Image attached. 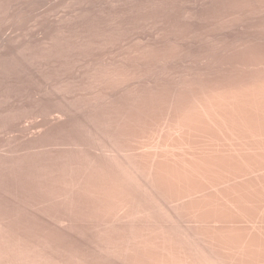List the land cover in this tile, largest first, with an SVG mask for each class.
<instances>
[{"label": "rangeland", "instance_id": "rangeland-1", "mask_svg": "<svg viewBox=\"0 0 264 264\" xmlns=\"http://www.w3.org/2000/svg\"><path fill=\"white\" fill-rule=\"evenodd\" d=\"M32 1L35 2L34 5ZM70 1L0 0V261L3 262L0 264H58V262L59 264H130L131 261L129 262L128 259L132 260V251L130 250L129 253L130 247L125 246L128 244L131 246L133 242L131 235H136L135 233L146 226L153 227L156 223L160 224L154 225L151 229L171 227L169 230L173 231L171 229H178L176 226L179 223L181 230L184 226L181 221L177 223L171 221L175 226L170 221L171 226L167 225L168 222L165 223V213H161L164 218L159 215L160 213L156 217L154 214L155 219L153 217L152 221L147 220L149 223L145 221L146 219H140L142 226L139 229L141 224L139 225L138 220L137 224L132 219H130L132 221L126 219L128 222L126 220L125 222L122 221L125 218L120 220L118 217L114 218L115 210L111 209H115L112 205L115 204L116 207V203L113 201L111 204L110 197L112 195V199L117 200L115 196L118 190L115 191L117 185L115 187L114 185L118 180L117 176L123 171L121 168L127 164L123 161L122 164L118 160L126 159V156L128 161L134 158L131 148L137 145L136 137L142 135L140 129H147L148 132L144 131L152 135L153 133L150 132H155L158 125L153 127L151 124H156L160 120L159 117H163L162 115L164 118L169 116L168 109L171 108L167 106L172 98L175 103L182 96L178 101L181 104V98L184 99L181 105L185 104V99H189L186 102L190 103L192 99L190 95L194 94V92L190 93V87L194 85L196 87L199 83L198 91L191 88V91L197 94L201 90V85L205 87L207 84L211 86L210 83L221 82L222 86H226L228 82L241 83L242 79L246 82L245 80L263 76L257 70L256 73L261 75L256 76L255 70H250L249 65L253 69L255 62H258L256 65L264 63V0ZM12 18L14 20H11ZM110 68L121 72L120 75H117V78L109 77V72L113 71ZM105 72L109 75L108 78ZM250 76L253 77L249 78ZM191 81L195 83L192 86ZM187 82L190 83V87ZM170 104L172 105L169 107H173L176 103L173 105L170 101ZM132 119L135 123H133L134 127L130 124ZM146 125L152 126L153 131H150L151 129ZM74 127L76 128L73 129ZM135 132L140 134L136 135ZM146 132L142 136L145 134L149 137ZM132 141L134 146L130 144ZM126 145H129L131 154L128 153V148H126L128 152L125 151ZM124 151L126 155L123 154ZM115 156L120 157L117 159ZM102 163L103 166H107L103 168ZM114 163L116 166L121 164L122 167L118 169L114 167ZM98 167H101L102 171ZM108 169H113L112 175L107 171ZM97 170L99 175L103 173L102 176L100 175L101 178L106 177L104 179L98 177ZM113 171L120 172L112 179L115 175ZM104 173L109 174L111 178ZM107 177L110 180L105 181ZM96 179H100L105 185L100 182L97 184ZM91 180L96 182L91 183ZM108 183L111 184L110 188ZM94 188L96 191L98 188L101 191L95 192ZM128 189L126 191L129 193L131 188ZM104 190L109 192H102ZM111 190L115 191L116 195L115 192L113 195ZM94 193L97 194L94 196ZM106 197L111 201L109 202ZM104 201L107 204H104ZM106 205L112 208L109 206L111 208L109 209ZM109 211L114 212L113 215H110ZM161 223L165 224V227ZM132 229L135 233H130ZM175 230L173 232H176ZM128 238L132 240H129V243H127ZM123 250H127L125 254ZM116 253L117 255L120 253L121 255L118 256L121 257H117ZM126 254H130V258L127 257L128 255L126 256L128 259L125 256L122 258ZM121 258L128 263L126 261L124 263ZM132 263L134 264L133 261Z\"/></svg>", "mask_w": 264, "mask_h": 264}, {"label": "bare ground", "instance_id": "bare-ground-1", "mask_svg": "<svg viewBox=\"0 0 264 264\" xmlns=\"http://www.w3.org/2000/svg\"><path fill=\"white\" fill-rule=\"evenodd\" d=\"M39 1V0H38ZM70 1V0H69ZM72 1V0H71ZM70 1V2H71ZM86 1V0H85ZM33 2V1H32ZM48 2V0H47ZM35 2H33L34 5ZM46 3V2H45ZM80 3V2H78ZM102 3V2H101ZM100 3V4H101ZM152 3V2H151ZM244 3V2H243ZM30 4V3H29ZM39 4V3H38ZM51 4V3H50ZM99 4V3H98ZM113 4V3H112ZM121 4V3H120ZM157 4V2H156ZM251 4V3H250ZM256 4V3H255ZM3 5V4H2ZM19 5V4H18ZM17 5V6H18ZM32 5V6H33ZM108 5V4H107ZM46 6V5H45ZM87 6V5H86ZM94 6V5H93ZM30 7V6H29ZM92 6H90L91 8ZM175 7V6H174ZM249 7V6H248ZM1 8V7H0ZM26 8V7H25ZM33 8V7H32ZM60 8V7H59ZM7 9V8H6ZM12 10V7H10ZM23 9V7H22ZM21 9V12H22ZM66 9V8H64ZM117 9V8H116ZM185 9V8H184ZM28 10V9H27ZM30 10V9H29ZM67 10V9H66ZM43 11V10H42ZM65 11V10H64ZM106 11V10H105ZM141 11V10H140ZM240 11V10H239ZM9 12V10L7 11ZM111 12V11H110ZM156 12V11H155ZM163 12V11H162ZM25 13V12H24ZM58 13V12H57ZM56 13V14H57ZM87 13V12H86ZM185 13V12H184ZM11 14V13H10ZM72 14V13H71ZM101 14V13H100ZM241 14V13H240ZM44 15V14H43ZM90 15V14H89ZM105 15V14H104ZM103 15V16H104ZM144 15V14H143ZM224 15V14H223ZM1 16V15H0ZM4 16V14H3ZM28 16V15H27ZM106 16V15H105ZM115 16V15H114ZM125 16V15H124ZM19 17V16H18ZM54 17V16H53ZM142 17V16H141ZM228 17V16H227ZM3 18V17H2ZM16 18V17H15ZM22 18V17H21ZM29 18V17H28ZM27 18V19H28ZM41 18V17H40ZM59 18V17H58ZM74 18V17H73ZM109 18V17H108ZM115 18V17H114ZM160 18V17H159ZM8 19V18H6ZM5 19V20H6ZM57 19V18H56ZM83 19V18H81ZM97 19V18H96ZM226 19V18H225ZM11 20H14L13 18ZM31 20V19H30ZM42 20V19H41ZM61 20V19H60ZM116 20V19H115ZM159 20V19H158ZM236 20V19H235ZM260 20V19H259ZM35 21V20H34ZM10 22V21H9ZM13 21H11L12 23ZM82 22V21H81ZM14 23V22H13ZM17 23V22H16ZM54 23V22H53ZM57 23V22H56ZM190 23V22H189ZM240 23V22H239ZM23 24V22H22ZM25 24V23H24ZM90 24V23H89ZM94 24V23H93ZM144 24V23H143ZM177 24V23H176ZM216 24V23H215ZM28 25V24H27ZM54 25V24H53ZM101 25V24H100ZM154 25V24H153ZM1 26V25H0ZM5 26V25H4ZM12 26V25H11ZM31 26V25H30ZM42 26V25H41ZM47 26V25H46ZM107 26V25H106ZM123 26V25H122ZM149 26V25H148ZM147 26V27H148ZM172 26V25H171ZM216 26V25H215ZM3 27V26H2ZM26 27V26H25ZM73 27V26H72ZM164 27V26H163ZM17 28V27H16ZM35 28V26L33 27ZM121 28V27H120ZM154 28V27H153ZM24 29V28H23ZM44 29V28H43ZM79 29V28H78ZM109 29V28H108ZM211 29V28H210ZM29 30V29H28ZM125 30V29H124ZM142 30V29H141ZM21 31V29H20ZM58 31V30H57ZM76 31V30H75ZM80 31V30H79ZM86 31V30H85ZM111 31V30H110ZM24 32V31H23ZM31 32V31H30ZM29 32V33H30ZM48 32V31H47ZM59 32V31H58ZM120 32V31H119ZM2 33V32H1ZM20 33V32H18ZM44 33V32H43ZM81 33V32H80ZM79 33V34H80ZM97 33V32H96ZM114 33V32H113ZM199 33V32H198ZM158 34V33H157ZM22 35V34H19ZM38 35V34H37ZM41 35V34H40ZM92 35V34H91ZM164 35V34H163ZM1 36V35H0ZM74 36V35H73ZM100 35H98L99 37ZM28 37V36H27ZM30 37V36H29ZM36 37V36H35ZM94 37V36H92ZM97 37V38H98ZM106 37V36H105ZM156 37V35H155ZM254 37V36H253ZM39 38V37H38ZM53 38V37H52ZM68 38V37H67ZM71 38V37H70ZM79 38V37H78ZM171 38V37H170ZM203 38V37H202ZM252 38V37H251ZM263 38V37H261ZM18 39V38H17ZM29 39V38H28ZM69 39V38H68ZM207 39V38H206ZM249 39V38H248ZM257 39V38H256ZM26 40V39H25ZM83 40V39H82ZM99 40V39H98ZM136 40V39H135ZM255 40V39H254ZM16 41V40H13ZM20 41V40H19ZM28 41V40H27ZM55 40H53L54 42ZM63 41V40H62ZM79 41V40H78ZM108 41V40H107ZM138 41V40H137ZM142 41V40H141ZM237 41V40H235ZM1 42V41H0ZM5 42V40H4ZM17 42V41H16ZM52 43V41H50ZM56 42V41H55ZM70 42V41H69ZM90 42V41H89ZM98 42V41H97ZM96 42V43H97ZM104 42V40L102 41ZM132 42V41H131ZM3 43V42H2ZM28 43V42H27ZM95 43V44H96ZM111 43V42H110ZM21 44V43H20ZM26 44V42H25ZM80 44V43H79ZM94 44V43H93ZM102 44V43H101ZM113 44V43H112ZM152 44V43H151ZM238 44V42H237ZM29 45V44H27ZM67 45V44H66ZM98 45V44H97ZM107 45V44H106ZM158 45V44H157ZM233 45V43H232ZM247 45V44H246ZM2 46V45H1ZM43 46V45H42ZM84 46V45H83ZM142 46V45H141ZM148 46V45H147ZM234 46V45H233ZM69 47V46H68ZM81 47V46H80ZM89 47V46H88ZM178 47V46H177ZM232 47V46H231ZM21 48V47H20ZM52 48V46H51ZM50 48V49H51ZM93 48V47H92ZM95 48V47H94ZM142 48V47H141ZM157 48V47H156ZM173 48V47H172ZM262 48V47H261ZM4 49V48H3ZM55 49V48H54ZM66 49V48H65ZM82 49V48H81ZM176 49V48H175ZM214 49V48H213ZM88 50V49H87ZM114 50V49H113ZM139 50V49H137ZM223 50V49H222ZM221 50V51H222ZM229 50V49H228ZM20 51V50H19ZM79 51V50H78ZM106 51V50H104ZM126 51V50H125ZM171 51V50H170ZM173 51V50H172ZM215 51V50H214ZM15 52V51H14ZM29 52V51H27ZM45 52V51H44ZM103 52V51H102ZM145 52V51H144ZM251 52V51H250ZM68 53V51H67ZM92 53V52H91ZM115 53V52H114ZM136 53V52H135ZM54 54V53H53ZM56 54V53H55ZM148 54V53H147ZM217 54V53H216ZM224 54V53H223ZM227 54V53H226ZM250 54V53H249ZM259 54V53H258ZM34 55V54H33ZM42 55V53H41ZM59 55V54H58ZM57 55V56H58ZM86 55V54H85ZM116 55V54H115ZM44 56V55H43ZM70 55H68L69 57ZM75 56V55H74ZM82 56V55H81ZM80 56V57H81ZM113 56V55H112ZM150 56V55H149ZM162 56V55H161ZM172 56V54H171ZM25 57V56H24ZM37 57V56H36ZM39 57V55H38ZM60 57V56H59ZM58 57V58H59ZM62 57V56H61ZM123 57V56H122ZM121 57V58H122ZM127 57V56H126ZM133 57V56H132ZM1 58V57H0ZM116 58V57H115ZM136 58V57H135ZM167 58V57H166ZM249 58V57H248ZM35 59V58H34ZM38 59V58H37ZM45 59V57H44ZM47 59V58H46ZM55 57L53 58V60ZM80 59V58H79ZM97 59V57H96ZM129 59V58H128ZM172 59V58H171ZM60 60V59H59ZM58 60V61H59ZM69 60V59H67ZM66 60V61H67ZM71 60V59H70ZM74 60V59H73ZM101 60V59H100ZM148 60V59H147ZM207 60V59H206ZM210 60V59H209ZM208 60V61H209ZM235 60V59H234ZM233 60V61H234ZM247 60V59H246ZM2 61V60H1ZM44 61V60H43ZM46 61V60H45ZM119 61V60H118ZM126 61V60H125ZM145 61V60H144ZM22 62V61H21ZM34 62V61H33ZM39 62V61H38ZM51 62V61H50ZM57 62V61H56ZM111 62V61H110ZM128 62V61H127ZM6 63V62H5ZM18 63V62H17ZM30 63V61H29ZM37 63V62H36ZM48 63V62H47ZM58 63V62H57ZM62 63V62H61ZM126 63V62H125ZM139 63V62H138ZM160 63V62H159ZM175 63V62H174ZM206 63V62H204ZM214 63V62H213ZM243 63V62H242ZM255 65L250 70H255L263 74L259 78L246 82L235 84L226 83L222 86L221 82L210 83L211 86H200L187 82L189 91L192 93V99L181 98V104L177 99L173 107L168 111L167 118L159 117L156 122L157 130L152 135L148 134L147 129H140L142 135L147 130V136L136 137L133 151L134 161L126 159L121 160L115 156L118 161L126 166L120 175L113 171L116 178L111 184H115L118 194L117 200L113 201L116 207L112 205V211L115 210V217L122 221L126 219L140 221V219L151 220L159 214L165 213L164 221L167 225L170 222H180L184 228L179 229V223L176 232L170 231L161 221L165 228L153 229L150 225L147 228L146 222L144 229L135 233V227L130 233L133 240L127 250L130 254L123 255L134 264H264V63ZM45 64V63H44ZM66 64V63H65ZM85 64V63H84ZM115 64V63H113ZM163 64V63H162ZM28 65V64H27ZM38 65V64H37ZM36 65V66H37ZM53 65V64H52ZM67 65V64H66ZM97 65V64H96ZM95 65V66H96ZM108 65V64H107ZM119 65V64H118ZM214 65V64H213ZM238 65V64H237ZM72 66V65H71ZM94 66V67H95ZM116 66V65H115ZM114 66V67H115ZM124 66V65H123ZM132 66V65H131ZM148 66V65H147ZM166 66V65H165ZM216 66V65H215ZM236 66V65H235ZM253 66V64H252ZM46 67V66H45ZM69 67V66H68ZM101 67V66H100ZM139 67V66H138ZM248 67V66H247ZM38 68V67H37ZM40 68V67H39ZM38 68V69H39ZM44 68V67H43ZM47 68V67H46ZM145 68V67H144ZM208 68V67H207ZM239 68V66H238ZM7 69V68H6ZM45 69V68H44ZM43 69V70H44ZM50 69V68H49ZM52 69V68H51ZM62 69V68H61ZM90 69V68H89ZM111 69V68H110ZM121 69V68H120ZM119 69V70H120ZM128 69V68H127ZM138 69V68H137ZM146 69V68H145ZM210 69V68H209ZM241 69V68H240ZM9 70V69H8ZM42 70V71H43ZM93 70V69H92ZM106 70V69H105ZM113 70V71H111ZM109 77H118L119 72L111 69ZM117 72H115V71ZM207 70V69H206ZM27 71V70H26ZM52 71V70H51ZM55 71V70H54ZM68 71V70H67ZM141 71V70H140ZM188 71V70H187ZM19 72V71H18ZM47 72V71H46ZM56 72V71H55ZM87 72V71H86ZM89 72V71H88ZM91 72V71H90ZM93 72V71H92ZM91 72V73H92ZM143 72V71H142ZM148 72V71H147ZM97 73V72H96ZM124 73V72H123ZM134 73V72H133ZM136 73V71H135ZM192 73V72H191ZM201 73V72H200ZM223 73V72H222ZM142 74V73H141ZM148 74V73H147ZM146 74V75H147ZM159 74V73H158ZM181 74V73H180ZM188 74V73H187ZM214 74V73H213ZM219 74V73H217ZM248 74V73H247ZM256 76L258 73H256ZM90 75V74H89ZM101 75V74H100ZM116 75V76H115ZM122 75V74H121ZM169 75V74H168ZM199 75V74H198ZM211 75V73H210ZM242 75V74H241ZM9 76V75H8ZM16 76V75H15ZM42 76V75H41ZM46 76V75H45ZM108 76L106 78H108ZM133 76V75H132ZM149 76V75H148ZM163 76V75H162ZM189 76V75H188ZM238 76V75H237ZM58 77V76H57ZM89 77V76H88ZM91 77V76H90ZM98 77V75H97ZM104 77V76H103ZM131 77V76H130ZM183 77V76H181ZM229 77V76H228ZM133 78V77H132ZM136 78V76H135ZM143 78V77H142ZM176 78V77H175ZM189 78V77H188ZM195 78V77H194ZM202 78V76H201ZM211 78V77H210ZM1 79V78H0ZM84 79V78H83ZM104 79V78H103ZM119 79V78H118ZM131 79V78H130ZM154 79V78H153ZM162 79V78H161ZM235 79V78H234ZM248 79V77H247ZM58 80V79H57ZM64 80V79H63ZM66 80V79H65ZM96 80V79H95ZM98 80V79H97ZM96 80V81H97ZM89 81V80H88ZM107 81V80H106ZM130 81V80H129ZM159 81V80H158ZM100 82V81H99ZM126 82V81H125ZM131 82V81H130ZM195 82V81H194ZM197 82V81H196ZM233 82V83H234ZM19 83V82H18ZM56 83V82H55ZM62 83V82H61ZM111 83V82H110ZM156 83V82H154ZM180 83V82H179ZM184 83V82H182ZM189 83V84H188ZM217 83L219 85H217ZM224 83H222L224 85ZM40 84V83H39ZM109 84V83H108ZM121 84V83H120ZM135 84V83H134ZM201 84V83H200ZM202 84H204L202 82ZM230 84V85H227ZM111 85V84H110ZM109 85V86H110ZM118 85V84H117ZM128 85V83H127ZM176 85V84H175ZM182 85V84H181ZM186 85L183 84V87ZM59 85L58 87H60ZM77 86V85H76ZM85 86V85H84ZM83 86V87H84ZM121 86V85H120ZM123 86V84H122ZM136 86V85H135ZM45 87V86H44ZM55 87V86H54ZM57 87V89H58ZM68 87V86H67ZM78 87V86H77ZM76 87V88H77ZM89 87V86H88ZM92 87V86H91ZM94 87V86H93ZM117 87V86H116ZM126 87V86H125ZM187 87V89H188ZM198 86V88H200ZM48 88V87H47ZM80 88V87H79ZM98 88V86H97ZM114 88V87H112ZM191 88L195 91H191ZM56 89V90H57ZM61 89V87H60ZM68 89V88H67ZM91 89V88H90ZM116 89V88H115ZM129 89V88H128ZM180 89V88H178ZM186 89V86L183 88ZM50 90V88H49ZM98 90V89H97ZM126 90V89H125ZM164 90V89H163ZM168 90V89H167ZM176 90V89H175ZM48 91V90H47ZM58 91V90H57ZM62 91V90H61ZM76 91V90H75ZM183 91V90H182ZM63 92V91H62ZM67 92V91H66ZM81 92V91H79ZM84 92V91H83ZM87 92V91H86ZM97 92V91H96ZM100 92V91H99ZM102 92V91H101ZM107 92V90H106ZM145 92V91H144ZM153 92V91H152ZM47 93V92H46ZM59 93V91H58ZM75 93V92H74ZM88 93V92H87ZM105 93V92H104ZM123 93V92H122ZM133 93V92H132ZM175 93V92H174ZM173 93V95H174ZM178 93V92H177ZM181 93V92H180ZM184 93V92H183ZM182 93V94H183ZM42 94V93H41ZM60 94V93H59ZM65 94V93H64ZM113 94V93H112ZM125 94V93H124ZM61 95V94H60ZM83 95V94H80ZM77 95V96H80ZM91 95V94H90ZM97 95V94H96ZM108 95V94H107ZM134 95V94H133ZM63 96V95H62ZM67 96V95H66ZM95 96V95H94ZM111 96V94H110ZM161 96V95H160ZM189 96V97H190ZM90 97V96H89ZM125 97V96H124ZM83 98V97H82ZM188 98V97H187ZM8 99V98H7ZM73 98H70V100ZM102 99V98H101ZM139 99V98H138ZM168 99V98H167ZM51 100V99H50ZM79 100V99H78ZM82 100V99H81ZM80 100V101H81ZM97 100V99H96ZM104 100V99H103ZM143 100V99H141ZM169 100V99H168ZM173 100V101H172ZM77 101V100H76ZM95 101V100H94ZM93 101V102H94ZM112 102V100H110ZM126 101V100H125ZM167 101V100H166ZM45 102V101H44ZM61 102V101H60ZM92 101H90L91 103ZM105 102V101H104ZM130 102V101H129ZM62 103V102H61ZM60 103V104H61ZM138 103V102H137ZM154 103V102H153ZM168 103V102H167ZM43 104V103H42ZM73 104V103H72ZM86 104V103H85ZM99 104V103H98ZM93 105V104H92ZM151 105V104H150ZM160 105V104H159ZM66 106V105H65ZM78 106V105H77ZM76 106V107H77ZM90 106V105H89ZM96 106V105H95ZM47 107V106H46ZM92 107V106H91ZM146 107V106H145ZM40 108V107H39ZM99 108V107H98ZM11 109V108H10ZM42 109V107H41ZM75 109V108H74ZM84 109V106H83ZM82 109V110H83ZM116 109V108H115ZM165 109V111L167 110ZM54 110V109H53ZM69 110V109H68ZM148 110V109H147ZM109 111V110H108ZM123 111V110H122ZM157 111V110H156ZM47 112V111H45ZM101 112V110H100ZM130 112V111H129ZM2 113V112H1ZM4 113V112H3ZM109 113V112H108ZM118 113V112H117ZM165 113V112H164ZM39 114V113H38ZM106 114V113H105ZM143 114V113H142ZM6 115V114H4ZM70 115V114H69ZM167 115V113L165 114ZM54 116V115H53ZM80 116V115H79ZM92 116V115H91ZM104 116V115H103ZM102 116V117H103ZM113 116V115H112ZM121 116V115H120ZM127 116V115H126ZM147 116V115H146ZM77 117V116H76ZM93 117V116H92ZM132 117V116H131ZM46 118V116H45ZM53 118V117H52ZM91 118V117H90ZM106 118V117H105ZM111 118V117H109ZM66 119V118H65ZM75 119V118H74ZM87 119V118H86ZM99 119V118H98ZM104 119V118H103ZM102 119V120H103ZM140 118H138L139 120ZM21 120V119H20ZM53 120V119H52ZM101 120V119H100ZM110 120V119H109ZM155 120V119H154ZM81 121V120H79ZM115 121V120H114ZM153 121V120H152ZM132 122V123H131ZM161 122V123H159ZM112 123V122H111ZM110 123V124H111ZM118 123V121H117ZM133 119L130 124L133 126ZM137 123V122H136ZM139 123V122H138ZM141 123V122H140ZM155 123V122H154ZM158 123V124H157ZM70 124V123H69ZM83 124V123H82ZM109 124V125H110ZM119 124V123H118ZM135 124V123H134ZM48 125V124H47ZM80 125V124H79ZM104 125V124H103ZM102 125V126H103ZM114 125V124H113ZM116 125V124H115ZM128 125V122H127ZM126 125V126H127ZM149 125V124H148ZM77 126V125H76ZM136 126V125H135ZM138 126H140L138 124ZM151 126V127H152ZM96 127V126H95ZM142 127V126H141ZM148 129L151 127L147 126ZM154 127V126H153ZM156 127V126H155ZM159 127V128H158ZM74 127L73 129H75ZM79 128V127H78ZM124 128V127H123ZM127 128V127H126ZM136 128V127H135ZM140 127H138L139 129ZM144 128V127H143ZM64 129V128H63ZM93 129V128H92ZM111 129V128H110ZM114 129V128H113ZM156 129V128H155ZM154 129V130H155ZM82 130V129H81ZM85 130V129H84ZM90 130V128H89ZM119 130V129H118ZM127 130V129H126ZM80 131V130H78ZM92 131V130H91ZM95 131V130H94ZM109 131V129H108ZM114 131V130H113ZM131 131V130H130ZM133 131V130H132ZM136 131V130H135ZM144 131V132H143ZM153 131V128L150 130ZM68 132V131H67ZM72 132V131H71ZM140 132L138 134H140ZM87 133V131H86ZM125 133V132H124ZM128 133V132H127ZM135 132V134L137 135ZM73 134V133H72ZM71 134V135H72ZM90 134V133H89ZM113 134V133H112ZM134 134V133H133ZM70 135V136H71ZM76 135V134H75ZM93 135V134H92ZM109 135V134H108ZM121 135V134H120ZM69 136V135H68ZM78 136V135H77ZM96 136V135H95ZM107 136V135H106ZM132 136V135H131ZM135 136V135H134ZM97 137V136H96ZM121 137V136H120ZM123 137V136H122ZM93 138V137H92ZM98 138V137H97ZM111 138V136H110ZM119 138V137H118ZM128 138V137H127ZM131 137L129 136V139ZM134 138V137H133ZM132 138V139H133ZM55 139V138H54ZM71 139V138H70ZM135 139V138H134ZM62 140V138H61ZM101 140V139H100ZM98 140V141H100ZM120 140V139H119ZM123 140V139H122ZM126 140V139H125ZM71 141V140H70ZM118 141V140H117ZM121 141V140H120ZM75 142V141H74ZM97 142V141H96ZM110 142V141H109ZM114 142V141H112ZM128 140L127 143H129ZM46 143V142H45ZM72 143V142H71ZM78 143V142H77ZM111 143V142H110ZM115 143V142H114ZM135 143V141H134ZM54 144V143H53ZM70 144V143H69ZM73 144V143H72ZM94 144V143H93ZM99 144V142H98ZM104 144V143H103ZM109 144V143H108ZM120 144V142H119ZM133 144V141L132 143ZM129 144V145H130ZM58 145V144H57ZM77 145V144H76ZM75 145V146H76ZM97 145V144H96ZM101 145V144H100ZM129 145H126L125 151L130 153ZM70 146V145H69ZM73 146V145H72ZM80 146V145H79ZM89 146V145H88ZM108 146V145H107ZM122 147V145H120ZM134 146V144H133ZM83 147V146H82ZM92 147V145H91ZM101 147V146H100ZM105 147V146H104ZM124 147V146H123ZM132 147V146H131ZM79 148V147H78ZM93 148V147H92ZM112 148V147H111ZM128 148V150L126 149ZM76 149V148H75ZM104 149V148H102ZM122 149V148H121ZM67 150V149H66ZM91 150V149H90ZM95 150V149H94ZM97 150V149H96ZM123 150V149H122ZM63 151V150H62ZM69 151V150H68ZM86 151V150H85ZM103 151V150H102ZM110 151V150H109ZM112 151V150H111ZM119 151V150H118ZM123 152V154L125 153ZM122 152V151H120ZM79 153V152H78ZM92 153V152H91ZM94 153V152H93ZM101 153V152H99ZM113 153V152H112ZM39 154V153H38ZM127 153H125L126 155ZM131 154V153H130ZM37 155V154H36ZM71 155V154H70ZM113 155V154H112ZM40 156V155H39ZM91 156V155H90ZM95 156V155H94ZM108 156V155H107ZM129 158L130 155L128 154ZM65 157V156H64ZM88 157V156H87ZM93 157V156H91ZM113 157V156H111ZM101 158V157H100ZM77 159V158H76ZM96 159V158H95ZM104 159V157H103ZM117 159L116 162H117ZM18 160V159H16ZM20 160V159H19ZM63 160V159H62ZM97 160V159H96ZM105 160V159H104ZM113 160V161H115ZM121 160V161H120ZM129 162H127V161ZM56 161V159H55ZM82 161V160H81ZM91 161V160H90ZM99 161V160H98ZM108 161V160H107ZM112 161V160H111ZM123 161V162H122ZM66 162V161H65ZM89 162V161H88ZM106 162V161H105ZM109 162V161H108ZM68 163V162H67ZM93 163V162H92ZM98 163V162H97ZM65 164V163H64ZM96 164V163H95ZM99 164V163H98ZM101 164V163H100ZM111 164V162H110ZM109 164V165H110ZM118 164V162H117ZM66 165V164H65ZM70 165V164H69ZM94 165V164H93ZM108 165V166H109ZM91 166V165H89ZM100 166V165H98ZM103 166V163L102 165ZM107 166V165H106ZM106 166H103L106 167ZM97 169V166H95ZM100 171L101 167H98ZM102 168V169H103ZM109 168V167H108ZM112 168V167H111ZM60 169V168H59ZM58 169V170H59ZM86 169V167H85ZM95 169V170H96ZM117 169V171H118ZM77 170V169H76ZM79 170V169H78ZM88 170V169H87ZM97 170V172L99 171ZM106 168L103 172H105ZM113 169H108L110 172ZM125 170V171H124ZM60 171V170H59ZM71 171V170H70ZM94 171V170H93ZM116 171V172H117ZM48 172V171H47ZM69 172V171H68ZM78 172V171H77ZM53 173V172H52ZM51 173V174H52ZM90 173V172H89ZM96 175V172H94ZM71 174V173H70ZM73 174V173H72ZM106 174V173H104ZM117 174V175H116ZM53 175V174H52ZM57 175V174H56ZM66 175V174H64ZM80 175V174H79ZM101 175V174H100ZM98 172V177H100ZM103 175V173H102ZM101 175V176H102ZM107 175V174H106ZM112 175V174H111ZM109 178V174L107 175ZM122 176V177H121ZM73 177V176H72ZM83 177V176H82ZM97 177V178H98ZM103 178L101 179H104ZM105 178V181H107ZM69 178V177H68ZM82 179V178H81ZM99 184L100 179H96ZM110 180V179H108ZM60 181V180H59ZM63 181V180H62ZM52 182V181H51ZM66 182V181H65ZM86 182V181H85ZM91 180V183H93ZM104 182V181H102ZM54 183V182H53ZM57 183V182H55ZM95 183V184H96ZM89 184V182H88ZM96 184V185H97ZM102 185H105L101 183ZM111 184L108 183L109 188ZM56 185V184H55ZM65 185V184H64ZM71 186V184H69ZM93 185V184H92ZM107 185V183H106ZM66 186V185H65ZM73 186V185H72ZM77 186V185H76ZM85 186V185H84ZM89 186V185H88ZM98 186V185H97ZM96 186V187H97ZM100 186V185H99ZM74 187V186H73ZM72 187V189H73ZM87 187V185H86ZM90 187V186H89ZM112 186V190H114ZM129 193L126 190H129ZM64 188V187H63ZM92 188V187H91ZM100 188V187H99ZM97 189L100 190V189ZM107 187L105 186V189ZM108 188V189H109ZM67 189V188H66ZM95 192L96 191V188ZM93 189V191H94ZM104 189V188H103ZM102 189V190H103ZM86 190V188H85ZM111 190V191H112ZM131 190H133L131 192ZM101 191V190H100ZM107 191V190H106ZM105 190L102 192H106ZM112 191V194L113 192ZM69 192V191H68ZM101 192V193H102ZM115 192V195H116ZM54 193V192H53ZM71 193V192H70ZM100 193V192H99ZM100 193V195H102ZM62 194V193H61ZM65 194V193H64ZM76 194V193H75ZM93 194V193H92ZM97 194V193H96ZM94 193V196L96 195ZM63 195V194H62ZM61 195V196H62ZM79 195V194H78ZM99 195V194H98ZM107 195V194H106ZM114 195V194H113ZM89 196V195H88ZM104 196V195H102ZM65 197V196H64ZM98 197V196H97ZM101 197V196H99ZM105 197V196H104ZM95 198V197H94ZM103 198V197H102ZM62 199V198H61ZM64 199V198H63ZM73 199V198H72ZM98 199V198H97ZM101 199V198H100ZM104 199V198H103ZM56 200V199H55ZM69 200V199H68ZM106 200V199H105ZM106 200V202H108ZM70 201V200H69ZM53 202V201H52ZM104 204L105 201L103 202ZM102 203V204H103ZM109 204V203H108ZM92 206V205H91ZM105 206V207H106ZM100 207V206H99ZM91 209V208H90ZM100 209V208H99ZM98 209V210H99ZM102 210V209H101ZM104 210V209H103ZM107 210V209H106ZM89 211V210H88ZM108 211V210H107ZM106 211V213H107ZM109 211L110 215H113ZM95 212V211H94ZM91 213V212H90ZM104 214V213H103ZM108 214V213H107ZM93 217V215L91 216ZM110 217V216H109ZM159 217V216H158ZM178 219H176V218ZM99 218V217H98ZM113 218V217H112ZM161 218V217H160ZM157 219V218H156ZM162 219V218H161ZM167 219V221L165 220ZM130 220V221H132ZM159 220V219H158ZM177 220V221H176ZM98 221V220H97ZM114 221V220H112ZM116 221V220H115ZM127 221V220H126ZM125 221V222H126ZM152 221V220H151ZM170 221V222H169ZM119 222V221H118ZM128 222V221H127ZM134 222V223H135ZM158 222V221H157ZM171 222V223H172ZM133 223V222H132ZM138 224V222H136ZM149 223V222H148ZM147 223V225H148ZM107 224V223H106ZM109 224V223H108ZM125 224V223H124ZM130 224V223H129ZM141 224V225H140ZM151 224V222H150ZM135 225V224H134ZM138 229L142 226L140 221ZM160 225V226H161ZM166 225V226H167ZM173 226H175L172 223ZM108 226V225H107ZM112 226V224H111ZM116 226V225H115ZM171 226V225H170ZM111 229V228H110ZM130 229V228H129ZM137 229V228H136ZM137 229V230H138ZM121 230V229H120ZM179 230V231H178ZM114 231V230H113ZM136 231V230H135ZM129 233V235H130ZM120 235V234H119ZM128 235V236H129ZM105 236V235H104ZM119 237V236H118ZM130 237V236H129ZM127 239V236H126ZM110 240V239H109ZM128 238L127 243H129ZM117 241V240H116ZM121 241V240H120ZM123 241V240H122ZM125 242V241H124ZM103 243V242H102ZM5 244V243H4ZM120 244V243H119ZM117 245V244H116ZM126 245V244H125ZM110 247V246H109ZM115 247V244H114ZM112 248V247H111ZM121 248V245H120ZM3 249V248H2ZM124 249V248H123ZM4 250V249H3ZM107 250V248H106ZM114 250V249H113ZM127 250H123V254ZM131 251L129 253H131ZM111 253V252H110ZM122 253V251L120 252ZM118 255H121V254ZM115 254V253H114ZM4 255V254H3ZM73 255V254H72ZM75 255V254H74ZM117 255V253H116ZM117 257H121L118 256ZM8 256V255H7ZM69 256V255H68ZM71 256V255H70ZM69 256V257H70ZM109 256V255H108ZM4 257V256H3ZM101 257V256H100ZM114 257V256H112ZM81 258V257H80ZM83 258V257H82ZM87 258V257H86ZM108 258V257H107ZM121 258V259H122ZM66 259V258H65ZM72 259V258H71ZM69 259V260H71ZM76 259V258H75ZM1 260V259H0ZM85 260V259H84ZM118 260V259H117ZM124 263L127 261L122 259ZM126 261V262H125ZM8 262V260H7ZM11 262V261H10ZM120 262V261H119ZM130 262V264H131ZM0 263H3L0 261ZM66 263V262H65ZM84 263V262H83ZM128 263V262H127ZM13 264V263H12ZM57 264V263H56ZM59 264V262H58ZM86 264V263H85ZM133 264V263H132Z\"/></svg>", "mask_w": 264, "mask_h": 264}]
</instances>
